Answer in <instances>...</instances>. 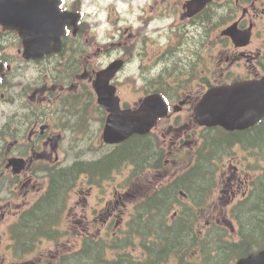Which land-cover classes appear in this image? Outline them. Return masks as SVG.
Masks as SVG:
<instances>
[{
	"label": "flooded vegetation",
	"instance_id": "flooded-vegetation-1",
	"mask_svg": "<svg viewBox=\"0 0 264 264\" xmlns=\"http://www.w3.org/2000/svg\"><path fill=\"white\" fill-rule=\"evenodd\" d=\"M189 1L179 0L183 18L189 25H193L196 35H202V30H199L198 25H203L206 21L200 22L199 20L197 25L195 20L199 14L192 17L187 15L188 10H190L188 7ZM212 6L218 12L217 21L212 25L213 27L208 35V41L213 48L212 55L209 54L207 57L206 52L209 51V47L202 46V59L201 56L192 57L195 60L193 62L192 58H181L178 60V67L173 69L177 70L178 75L179 108L187 113L191 112L202 92L208 87L264 78V0H213ZM66 7L71 8L70 6ZM215 15L210 21H214ZM230 29L232 31L229 32ZM63 49L68 50L64 52ZM63 49L61 54L56 56L63 57L71 52V48H68L65 43H63ZM173 70L170 71V74L173 73ZM175 100V97H173L172 102ZM49 102L51 107L40 109L37 113L35 129L30 135H21L14 125L7 122L1 127L0 133L4 136L0 135V151H16V154H20L24 159L29 155L26 163L24 162L21 167L22 170L16 171L11 163V160L16 156L9 157L7 152L0 154V244L6 246L7 249L6 254L0 257L2 264H4V261H7V264H74L72 259L74 255L63 253V250L67 248L61 249L58 244L50 248H42V245L50 243L42 241V237L40 238V233L36 230L39 224L35 218L29 220L25 227L23 224L16 227L13 221L14 215L9 212L10 206L17 203L19 196H22L23 200L35 199L33 201L37 202H41L43 198L52 201L53 204L68 200L69 196L64 194L69 188L68 182L64 185V192L61 195H49L50 192L48 191L45 195H41L42 187L46 183L54 187V181L56 180V175H53L51 180L43 177L42 171L47 176H51L50 174L56 173L58 169L56 164H42V162L46 159L52 161V154L49 151H64L60 141L63 137V131L66 130L67 126H70L67 123L69 102L59 100L55 96ZM170 116H172L176 125L167 128L157 127V132L175 130L173 137L177 141L185 138V136L191 137L190 132L183 129L186 128V123L181 127L177 125L178 121L184 117L182 111L180 114L171 112ZM19 127L23 128L20 125ZM261 128H264V117L256 125L243 130L229 131L220 126L209 129L218 137L217 142H220L223 136L222 138L235 146L229 149L224 147L226 142L222 141L221 146H218L219 151H253L249 156L244 157L245 160L247 159V162H249L251 159L255 164L264 166L263 146L248 139L249 135H253ZM169 147L172 150L173 145L169 144ZM172 152L173 150L169 151L168 155H171ZM227 154L229 155V153L218 154L216 159L220 162L221 170H228L231 173L227 179H232L230 184L235 187L231 186L233 187L232 196L229 201L236 196V190L239 192L240 189H243L244 193L254 194L257 188L263 185L264 174L257 178L250 177L248 170H246V161L240 165L235 164L233 159L229 158L227 160ZM169 162L170 158H167L166 164ZM246 178H249L250 181ZM120 187L121 185L118 188L114 182H110L106 196L103 194L98 195V198L93 199V203H89L88 196L83 191V195L78 196V200L75 201L76 204L82 201L81 216L83 220L80 227H75L76 231L87 235L100 233L96 236L107 235L110 231L115 233L117 231L115 225L121 222L123 207L126 206L124 199L128 195V192H122ZM236 187L237 189H234ZM37 194H39V197L34 198ZM90 196L93 198V194ZM70 210L71 208H69ZM72 211L77 216L78 207H73ZM37 216L40 217L39 212L34 215V217ZM7 227L12 232L18 229V232L22 235L33 232L40 239L35 240L33 243L30 242V246L23 245L22 251L16 250V246L22 241L14 234H9ZM21 238L28 241L23 236ZM83 240L87 241L84 245L85 248H81L75 255H83L89 249L96 247L97 254L104 261V264L115 262L119 264L124 259L122 251L126 248L121 244L106 243L103 237L91 238V240L83 238ZM10 243L11 245L8 247L7 245ZM127 254L131 255V253Z\"/></svg>",
	"mask_w": 264,
	"mask_h": 264
},
{
	"label": "trees",
	"instance_id": "trees-1",
	"mask_svg": "<svg viewBox=\"0 0 264 264\" xmlns=\"http://www.w3.org/2000/svg\"><path fill=\"white\" fill-rule=\"evenodd\" d=\"M209 18H205L204 20H208ZM185 59V58H184ZM180 60V59H179ZM169 63L174 62L176 67H178V59L177 57L171 58ZM172 71V70H171ZM248 139L252 141L258 142L260 145L264 148V128L258 129L253 135H249ZM247 139V140H248ZM221 142H218V146H221ZM150 147H148L146 138L141 136H136L134 139L131 140V142H128L126 144L124 156L125 158L134 160L138 165H142L146 162L150 161ZM154 157V155H153ZM113 159L117 161V155H113ZM115 162L113 161V164ZM99 168V167H97ZM79 169H81L79 167ZM75 167H69L67 169H62V171L55 174V186L56 190L55 193L59 192V189L63 188L64 185L69 182L71 177L74 175L76 170H79ZM103 169V165H100V170ZM141 172L138 171L137 174H140ZM210 169L203 166L201 168V172L198 174H195L194 172H191L187 175L188 181L192 184L193 189L189 188L190 192V198L191 202L193 204H186L185 208L179 212V216L176 222L173 224L166 226L162 225L160 221L156 223L154 221V218H157L158 215L164 216V214L169 210V207L173 205V200L176 198L177 195V186L172 185L166 189H160L157 191H154L150 197L148 198V201L144 204V211L145 213H148L149 218L147 221L155 226L154 228L157 229V237H154L153 243H156L157 245H166L164 248L166 249H155V246L153 247V253H161L165 252L166 250H169L173 247H179V248H186L190 246H194V244L203 243L202 239L203 235L200 236L199 234V226L198 222L200 220V211L199 206L203 204V199L208 194L207 187H204L208 180L210 179ZM54 186V187H55ZM204 190L203 193L201 190ZM201 201H200V200ZM256 199V201H255ZM198 202H194V201ZM46 202H49L48 205L50 206L53 204L52 201L47 200ZM250 202V208H248L246 211H243L244 206H240L239 209L234 211V215L236 216L238 222L242 225L241 231L242 232V239L237 242L230 241L225 238H223L222 234H219V232L215 233L214 238L210 237V234L214 230V226L212 229L207 232L206 240L204 241V245H209L216 243V247L209 246L208 250V264H224L226 259L228 257H232L235 253L245 254L247 251H249L252 248V245H255L259 243L260 237L264 236V183L261 187H258L254 194L251 195V198L249 199ZM254 203V204H253ZM57 205V203L53 204L52 209ZM49 209V208H48ZM50 210V209H49ZM157 213H159L157 215ZM143 214V213H142ZM157 215V216H154ZM43 219H41V222L43 223ZM148 222L145 223V225L140 228L143 229L145 226L148 225ZM157 224V225H156ZM245 227L247 228L245 230ZM244 234V235H243ZM245 237V238H244ZM244 238V239H243ZM189 245V246H188ZM214 251V255L211 256V252ZM251 251V250H250ZM83 254V253H82ZM97 248L89 249L86 251L81 258L78 257L76 260L82 261L79 262L80 264H104V261L101 259V257L97 254ZM155 256V254H154ZM84 260V261H83ZM154 259H152V264ZM151 262L146 264H151ZM145 263V262H144ZM110 264H118L110 263ZM119 264H133L130 262V260H124L121 261ZM134 264H142L139 262H134Z\"/></svg>",
	"mask_w": 264,
	"mask_h": 264
},
{
	"label": "water",
	"instance_id": "water-1",
	"mask_svg": "<svg viewBox=\"0 0 264 264\" xmlns=\"http://www.w3.org/2000/svg\"><path fill=\"white\" fill-rule=\"evenodd\" d=\"M44 18V19H43ZM54 16H47L43 10H37L33 4V0H0V23H3L7 27H16L21 31V34H24L26 37H30L26 43L29 46H36L37 43L35 39L36 36L35 30L42 28L40 31H44L46 22L52 23L54 21ZM42 23L45 25L43 26ZM54 26L57 28V24H51L47 27V31L53 32ZM60 33L55 34V42L57 47L60 45L59 39ZM43 42V40H42ZM46 44V42H43ZM43 47V46H42ZM51 48V49H47ZM43 51L49 52L53 49L50 46L42 48ZM113 71H109L106 74V79H109ZM100 79V80H99ZM98 83L101 82V75L98 78ZM99 90L100 99H105L104 102L108 105V108L112 111V115L109 116L108 124L104 132V138L107 141L117 142L124 140L132 133H145L147 132L154 121L155 117L162 111L165 107V104L159 95L149 96L144 100L141 108L136 111L118 110L117 100L114 102L111 98V94H114V88L111 89H102ZM215 93L210 92L206 95L200 107L197 108V118L202 122L208 125L212 124V117L214 116H228L231 114L228 111V108H231L230 105L220 106L215 101ZM221 104L223 102L219 101ZM230 103V102H229ZM228 107V108H227ZM151 120H153L151 122ZM218 123V121H213ZM220 124L229 126V123L220 121ZM237 264H264V250L259 252L256 256H248L246 258L240 259Z\"/></svg>",
	"mask_w": 264,
	"mask_h": 264
},
{
	"label": "rangeland",
	"instance_id": "rangeland-1",
	"mask_svg": "<svg viewBox=\"0 0 264 264\" xmlns=\"http://www.w3.org/2000/svg\"><path fill=\"white\" fill-rule=\"evenodd\" d=\"M96 1H98V0H85L83 2L88 7L89 3L92 2V4L95 5ZM167 1L171 2L172 0H167ZM167 1L166 0H161L160 3H159V7H163V2L164 3L165 2L169 3ZM98 2H99V7H97L96 10H89L90 13L87 14L88 15V18H87L88 21L87 22H89L90 26L93 28V35L95 37V40H94L95 43L93 45H94L95 49L96 48H104L105 47V42H104L105 36L107 34H112L114 32L116 33V32H118V30H120L123 27L124 28L127 27V30H126L125 34L130 35V30L128 28H130V29L133 28L132 27V23L134 21V17H137L139 15V13H137V12H134L132 15H128L126 13V9L123 6V4L127 3V0H99ZM119 2L121 3V7H120L121 17H120V13L118 11L113 10V8L116 7V6H113V4H116V3L119 4ZM141 2L143 4H146L147 0H142ZM136 7H137V5H134V8H136ZM120 18H122L121 21H120ZM155 23L156 24H160V23H157V22H155ZM141 28L144 29V26L143 25L138 26L137 30H139ZM131 41H133V40L131 39ZM128 82L124 83L123 87L125 85H127ZM130 82H131L130 86H128L127 88H125L123 90L124 93H125V96H132V95H134L136 93L139 94V88H140L141 85L137 82V80H135V82H133V81H130ZM92 126L96 127L95 124H93ZM233 155L234 156H240L241 153H240V151H234ZM236 163H238V162L236 161ZM186 164H187V159H185L184 162L181 163L177 167V169L183 168L184 166H186ZM241 168H242V166H241ZM161 172H163V171H161ZM175 172L176 171L172 170V171H169L166 175H163V173H162V174H160V176H158L159 178H157V179H155V176H152L154 178V181H155L154 184L155 185L159 184V182H161V180H163V178H165L166 176L173 175V174H175ZM120 174H121V172H120ZM145 174H148V172H145ZM246 179L248 181H250L249 178H246ZM120 180H122V182H124L123 176H121V178H118V181H120ZM221 181H222V179H221ZM145 190L147 191L148 188L142 189L141 192H144ZM221 194H224V193H221ZM244 196L245 195L243 193V190L240 189L239 192L237 191L236 196L233 197V199L231 201L226 202L224 204L222 203V201L219 204L217 203L216 208L212 211V213H210V208H209L210 206L208 205V201L204 200V203L199 206V211L201 213L203 211V213H202V218L203 219H201L202 224H204L206 222V220H210V219L211 220H216L217 218H219L223 223H225L226 220L229 221L231 216L225 215L222 212L223 209L224 208L228 209L230 206L234 205V203L238 202L239 200H241L243 198H244V209H243V211H246L248 208H250V207H248V206H250V202H248V200H247L248 197H244ZM249 197L251 198V196H249ZM255 201H256V199H255ZM92 202H94L93 198H92ZM242 204L243 203H241L240 206H242ZM222 205H225V206L223 207ZM237 205H239V204H236L235 206H237ZM240 206H239V208H240ZM80 209L81 208L79 207V210ZM172 213H173V209L170 210L161 219L169 221V217L168 216H170ZM126 219L127 220L129 219V221H127L128 222V228H127L125 233L127 234V236L130 237V242H127V243H129L132 246L138 248V247H140V245H143V244H142L141 236L137 233V231L135 229H133V227L131 225V220L133 221L134 215L131 216L129 214V211H128V215H127ZM154 221H156V223H158V221H160L161 224H163V222L159 218H154ZM226 226L230 227V224L227 222ZM131 233H133V234H131ZM145 233L149 234V231L146 230ZM151 235L152 234H150L148 236H145V237H143V239H145L146 241L150 242V240L152 238ZM76 238L78 240H81V233H80V235H77ZM120 240H121V238L117 239L114 242L120 244ZM132 246H130L129 248H132ZM125 258H127V257H125ZM173 260H171L170 258L168 259V257H167V261L162 263V264H175V262ZM77 264H80V263L77 262Z\"/></svg>",
	"mask_w": 264,
	"mask_h": 264
}]
</instances>
